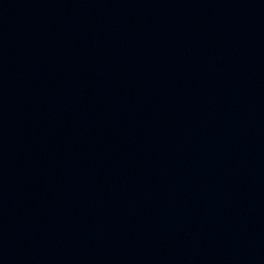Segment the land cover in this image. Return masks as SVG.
<instances>
[{
  "label": "water",
  "instance_id": "water-1",
  "mask_svg": "<svg viewBox=\"0 0 264 264\" xmlns=\"http://www.w3.org/2000/svg\"><path fill=\"white\" fill-rule=\"evenodd\" d=\"M0 264H264V0H0Z\"/></svg>",
  "mask_w": 264,
  "mask_h": 264
}]
</instances>
